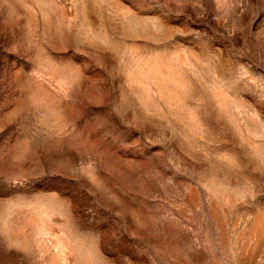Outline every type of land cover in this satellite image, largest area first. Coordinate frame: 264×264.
Wrapping results in <instances>:
<instances>
[{
    "label": "rangeland",
    "instance_id": "374dc122",
    "mask_svg": "<svg viewBox=\"0 0 264 264\" xmlns=\"http://www.w3.org/2000/svg\"><path fill=\"white\" fill-rule=\"evenodd\" d=\"M0 264H264V0H0Z\"/></svg>",
    "mask_w": 264,
    "mask_h": 264
}]
</instances>
